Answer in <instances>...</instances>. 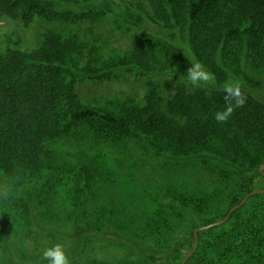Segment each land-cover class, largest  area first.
Listing matches in <instances>:
<instances>
[{
	"label": "trees",
	"instance_id": "1",
	"mask_svg": "<svg viewBox=\"0 0 264 264\" xmlns=\"http://www.w3.org/2000/svg\"><path fill=\"white\" fill-rule=\"evenodd\" d=\"M146 1L155 19L173 28L177 41L164 49V69L136 52L106 61L107 69L100 71L84 63L79 41L55 30L34 47L17 43L0 48V176L23 189L19 199L27 225L35 222L41 230L66 236L81 234L77 251L96 237L126 252L119 259L70 264H182L195 246L196 230L225 219L249 193L264 189L257 185L264 180V101L256 94L261 82L242 78L243 66L264 75V0ZM108 9L122 12L118 5L99 1L0 0V18L25 26L35 17L47 23L94 22ZM124 16L133 26L156 29L146 20ZM186 37L194 60L186 53ZM195 61L216 77L217 82L204 83L211 89L191 91L180 84L165 95L150 82L142 102L131 98L110 106L84 101L78 93L80 79L115 70L156 76L173 72L188 80L187 68ZM230 81L249 84L254 91L241 87L245 104L219 123L215 113L225 108L223 84ZM59 142L78 149L61 153ZM137 147L153 161L213 160L219 186L201 197L191 193L189 180L178 176L165 185L151 181V189L124 196L123 189L137 182L145 167ZM61 172L73 175L74 210L71 224L55 227L41 215L44 203L37 196L46 179L54 175L60 181ZM123 172L129 181L121 180ZM105 190L109 198L93 209L95 196ZM198 236L199 247L186 264H264V192L253 194L228 220ZM14 258L15 264H44Z\"/></svg>",
	"mask_w": 264,
	"mask_h": 264
},
{
	"label": "rangeland",
	"instance_id": "2",
	"mask_svg": "<svg viewBox=\"0 0 264 264\" xmlns=\"http://www.w3.org/2000/svg\"><path fill=\"white\" fill-rule=\"evenodd\" d=\"M83 2L85 0H79ZM112 3L121 7L122 12L115 9L105 10L103 15L96 21L81 19L77 21L55 20L51 23L44 22L41 18L35 17L28 26L16 25L8 17L0 18V48L4 49L8 45H23L34 47L43 40V36L49 30H55L60 35H68L79 41L84 48V63L100 71L107 69L105 62L108 60L120 61L138 52L144 58H148L151 65L156 68L164 69L167 67L164 49L170 45H177L175 36L169 25L158 18L155 19L151 5L146 0H88ZM125 14L137 21H148L156 29H150L147 25L133 26L125 21ZM162 31H159V30ZM66 33V34H64ZM189 37L185 38L184 46L188 57L192 58L193 53L189 46ZM156 52V53H155ZM154 53L156 59H154ZM193 59V58H192ZM194 60V59H193ZM196 62V61H195ZM244 74L242 78L246 82L260 81L261 88L256 94L264 101V75L250 71L243 66ZM208 71V70H207ZM212 74V73H211ZM213 75V74H212ZM233 75V73H231ZM214 80L207 82L208 85L217 82ZM153 82L158 89L165 95L180 84H185L194 91L199 86H193L189 81L171 72L167 75H146L137 69L115 70L105 77H90L80 79L78 93L88 102L109 105L117 102H126L128 99H136L142 102L147 91L148 83ZM206 83V84H207ZM202 84L200 87L211 89L208 85ZM255 84V83H254ZM224 86V84H223ZM243 89H249V84H240ZM254 91V90H252ZM61 153H74L78 147L74 144L58 143ZM99 149V148H98ZM97 151H94L96 153ZM137 158L144 161V168L137 177V182L123 189L124 196L132 191H146L151 189L150 182L156 184H167L176 180L178 176L189 180L191 193L199 194L211 193L219 186L218 174L214 173L215 164L210 159H191L167 162L160 159L152 160L151 156L145 153L141 147L136 149ZM120 165H116V168ZM264 170V164L262 168ZM121 171V168H118ZM73 176V175H72ZM68 174L60 173L61 180L57 181L58 176H50L46 179L45 185L41 188L37 196V202H43L41 215L47 220L55 222V227L60 223H69L71 214L74 210L72 192L75 183ZM122 181H129L130 176L125 172L120 176ZM264 186V180L257 184ZM26 190V189H25ZM125 190V191H124ZM203 192V193H202ZM23 189L10 181L7 177L0 176V213L3 214L4 226L0 227V264H15L16 258L23 260H42L45 249L53 245L60 244L65 255L69 259V264L80 262V260H106L119 259L124 257L126 252L113 241L101 240L96 237L89 239L84 248L77 251L82 242V235L66 236L58 232L41 230L33 222L28 226L23 218L22 202L20 197ZM109 198L107 190L96 195L92 202L95 209ZM46 208V209H44ZM68 231L70 227L67 226Z\"/></svg>",
	"mask_w": 264,
	"mask_h": 264
},
{
	"label": "clouds",
	"instance_id": "3",
	"mask_svg": "<svg viewBox=\"0 0 264 264\" xmlns=\"http://www.w3.org/2000/svg\"><path fill=\"white\" fill-rule=\"evenodd\" d=\"M188 80L193 86H200L203 83L214 80L213 75L207 71L199 62H193L187 68ZM225 108L215 113V120L219 123L226 122L236 108L243 107L246 97L241 92L238 81H230L223 86ZM43 258L48 264H69V259L65 255L62 247L57 244L44 250Z\"/></svg>",
	"mask_w": 264,
	"mask_h": 264
},
{
	"label": "water",
	"instance_id": "4",
	"mask_svg": "<svg viewBox=\"0 0 264 264\" xmlns=\"http://www.w3.org/2000/svg\"><path fill=\"white\" fill-rule=\"evenodd\" d=\"M262 192H264V189L255 190V191L249 193V194L243 199V201H242L240 204H238L237 206H235L234 208H232V209L230 210V212L228 213V215L226 216L225 219H223V220H221V221H219V222L213 223V224H209V225L202 226V227H200L198 230H196V232H195V237H196L195 246H194L193 250H192V251L186 256V258L184 259V261H183L182 264H186V263L188 262V260L191 258V256L197 251V249H198V247H199V236H198V232H199L200 230L208 229V228H210V227H212V226H214V225L224 223L226 220L229 219V217L231 216V214L233 213V211H234L235 209L239 208L240 206H242V205H243V204L249 199V197H251V196H252L253 194H255V193H262Z\"/></svg>",
	"mask_w": 264,
	"mask_h": 264
}]
</instances>
